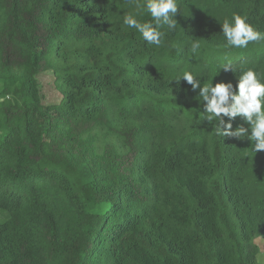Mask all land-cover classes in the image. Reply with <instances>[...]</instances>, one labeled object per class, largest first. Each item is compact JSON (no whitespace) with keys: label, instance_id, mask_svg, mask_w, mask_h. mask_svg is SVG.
<instances>
[{"label":"trees","instance_id":"16d2710c","mask_svg":"<svg viewBox=\"0 0 264 264\" xmlns=\"http://www.w3.org/2000/svg\"><path fill=\"white\" fill-rule=\"evenodd\" d=\"M256 240L264 0H0V264H256Z\"/></svg>","mask_w":264,"mask_h":264},{"label":"rangeland","instance_id":"374dc122","mask_svg":"<svg viewBox=\"0 0 264 264\" xmlns=\"http://www.w3.org/2000/svg\"><path fill=\"white\" fill-rule=\"evenodd\" d=\"M40 81V80H39ZM40 84L43 85V93L46 96L47 103H56L59 101L60 95L54 90L51 77L41 78ZM259 246L260 254L256 257V264H264V247L260 240H256Z\"/></svg>","mask_w":264,"mask_h":264}]
</instances>
